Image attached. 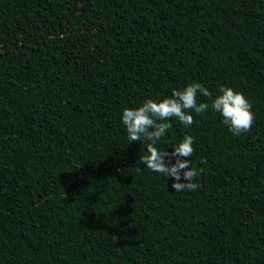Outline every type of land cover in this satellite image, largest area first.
Returning a JSON list of instances; mask_svg holds the SVG:
<instances>
[{
    "label": "trees",
    "instance_id": "trees-1",
    "mask_svg": "<svg viewBox=\"0 0 264 264\" xmlns=\"http://www.w3.org/2000/svg\"><path fill=\"white\" fill-rule=\"evenodd\" d=\"M194 81L254 120L168 118L176 192L120 113ZM0 264H264V0H0Z\"/></svg>",
    "mask_w": 264,
    "mask_h": 264
},
{
    "label": "clouds",
    "instance_id": "clouds-1",
    "mask_svg": "<svg viewBox=\"0 0 264 264\" xmlns=\"http://www.w3.org/2000/svg\"><path fill=\"white\" fill-rule=\"evenodd\" d=\"M199 94L211 98L212 110L222 116V123L232 134L240 135L252 127V105L242 91L222 84L213 97L199 81L173 89L171 95L145 97L138 106L124 107L120 113L128 139L145 143L146 151L142 157L144 165L154 172L172 177L171 187L176 192L195 191L199 187L196 178L202 169L193 166L190 159L194 150L193 137L186 134L177 143L171 144L170 153L162 147L160 140L170 128L171 121L168 118L175 117L183 125L191 126L193 114L208 110V102H198ZM172 158H175L174 162Z\"/></svg>",
    "mask_w": 264,
    "mask_h": 264
}]
</instances>
